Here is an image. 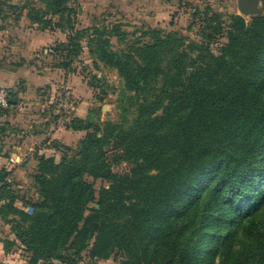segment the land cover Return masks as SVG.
Returning <instances> with one entry per match:
<instances>
[{
  "label": "trees",
  "instance_id": "obj_1",
  "mask_svg": "<svg viewBox=\"0 0 264 264\" xmlns=\"http://www.w3.org/2000/svg\"><path fill=\"white\" fill-rule=\"evenodd\" d=\"M81 1L0 0V32L24 19L63 33L55 68L69 73L86 52L122 84L118 120L101 121L99 107L69 118L66 129L82 137L75 146L50 142L58 160L36 152L27 188L0 170V221L14 236L1 241L4 253L17 248L27 264H77L83 253L118 264H264V15L246 22L198 9L191 40L175 30L129 32L119 21L78 26ZM0 70L14 77L0 88L15 99L0 107V154L46 145L55 105H18L33 102L28 87L44 89L21 72L47 73L3 58ZM99 83L93 75L87 84L102 101ZM122 164L127 171L115 172ZM96 181L106 185L96 190Z\"/></svg>",
  "mask_w": 264,
  "mask_h": 264
},
{
  "label": "rangeland",
  "instance_id": "obj_2",
  "mask_svg": "<svg viewBox=\"0 0 264 264\" xmlns=\"http://www.w3.org/2000/svg\"><path fill=\"white\" fill-rule=\"evenodd\" d=\"M79 7L80 14L79 20L77 21L78 26H87L93 23V20L99 24L102 22L106 24L119 21L124 25V29L129 32L141 27L159 28L165 31L175 30L182 36L191 40H197L199 17L196 15V11L198 9L203 12L205 8L209 7L213 12L241 16L246 22L252 17L264 15V3L259 4L256 15L244 16L238 11L236 0H82ZM90 17H93V19ZM6 27V32H1H4V35L2 36L0 34V57L5 51L4 47L12 37L10 31H13V35L25 34V36L29 38V41L35 37V32L33 29L31 30V26H28L26 21L16 25V23L10 20L7 22ZM54 37L56 39L54 42H50L51 44L48 43V46L46 45L47 47H40L36 51L42 69L45 72H51L48 77L49 79H51V76L56 77L57 74L61 72V70L54 67L57 63L59 54L55 55L53 50L58 42L63 41L64 35L56 34ZM224 42L225 39L223 37H218L211 45L213 53L218 54V48ZM111 43L115 50H119L122 47V45H119L114 39ZM19 51H22V53H24V51L25 53L30 52L28 48H25V50L19 49ZM69 73L71 74V78H77L75 91L70 94H64V89H61L59 83L57 84L56 81L52 83V81H50L51 85H48V91L46 92L47 95L53 96V105L62 101L68 107L71 106L73 108L78 106L80 100L86 99L89 103V108H100L98 115L101 121L118 120L117 100L122 90V84L115 70L102 65L95 70L92 67L91 60L88 59L87 53L84 52L74 61ZM93 75H96V77L100 79L99 84L101 89L106 93L102 101L96 99V95L100 93V89L94 92L93 89L88 87L87 83ZM13 78L14 77L10 74L2 73L0 70V86L11 84ZM99 95L102 94L100 93ZM54 114L58 116V128L64 130V124L71 115L63 113V111H58L56 107H54ZM62 144L66 145L65 143ZM59 151L60 150H57L56 153V157L58 158L60 157ZM47 155H50V153L47 152ZM127 169L128 166L122 164L116 166L114 171L117 173H124ZM104 185L106 184L101 181H96L94 187L98 190ZM27 195H31V191H29ZM0 238H2L0 242L4 240L3 237ZM8 254L9 256L16 257L20 264H27V256L19 249L13 248ZM119 261L120 257L112 256L107 260L91 262L87 259L86 253H83L82 260L78 261L77 264H118Z\"/></svg>",
  "mask_w": 264,
  "mask_h": 264
},
{
  "label": "crops",
  "instance_id": "obj_3",
  "mask_svg": "<svg viewBox=\"0 0 264 264\" xmlns=\"http://www.w3.org/2000/svg\"><path fill=\"white\" fill-rule=\"evenodd\" d=\"M79 14L76 17L77 21L79 20ZM90 18L93 19V17ZM25 21L26 20L24 19L21 20V22L23 23ZM28 26L31 25H29L28 23ZM32 29L35 32L34 33L35 37L30 41L29 38L25 36V34L13 35V31H10L12 37L10 38V41H8L7 43L8 45L6 44V46L4 47L5 51L4 53H2L0 59L1 58L5 59V62L7 64H10L12 62L20 63L21 61L24 63L25 61H28L32 65L42 68L40 66L39 58L36 55V51L38 50V48L47 47L48 43L51 44L50 42H54L56 40L54 37L56 34L64 35L63 41H65V34L60 32H47V31L40 32L36 29V26H31V30ZM4 32L3 33L0 32V34L3 36ZM25 48H28L30 52L25 53L24 51V53H22V51L21 52L19 51V49L25 50ZM46 73H47V77L42 78L39 75L35 76V74H32L28 70H23L21 72V78H24L26 81H28L29 85L32 84L34 86H43L44 89L36 93L35 91L32 90L31 87L30 88L28 87L25 90L26 92L25 96L30 97V99L32 98L33 102H21L18 105L20 112L28 110L33 104L46 103L49 105H53V101H52L53 96L47 95L46 92L48 91L47 90L48 85H51L50 81H52V83H54L55 81L57 84L59 83L61 89H64L63 91L65 92L64 94H70L71 92L75 91L77 78H73V77L71 78L70 73L61 71L58 74L56 73L57 74L56 77L51 76V79L48 78L51 72L50 73L46 72ZM11 83L13 84V80ZM88 110H89L88 101H86V99L84 100L82 99L79 101L78 106L73 107V110L70 111V113H68L69 115H71L69 118L77 117L80 119H85L88 114ZM39 119L40 120L38 122L40 124H43L44 122L47 121V118H39ZM66 123L67 122H65V124ZM65 124H64V130L58 128V122L56 123L55 126L50 128V131L47 136L49 137V140L47 144L44 146H41V144H36V143L35 144L33 143L31 145H25V147L15 146L9 150L6 156L0 154V170L5 168L9 171H12V174L15 180L19 183V185L24 189L27 188L30 183L29 176L33 172V169L36 165V162L34 160V154L36 152H38L39 154H43L46 157H54L56 160H58L59 158L56 157L57 150L54 147L50 146L49 144L50 142H54L58 144L65 143L67 146H75L82 137L83 133L67 130ZM47 152H49L50 155H47ZM15 205L18 208L30 212V208L25 207L22 202L17 201ZM0 237H3V239L14 240V236L10 232V227L8 225L3 224L1 221H0ZM0 264H20V262L17 261L16 257L11 255L9 256V254L4 253L3 245L1 242H0Z\"/></svg>",
  "mask_w": 264,
  "mask_h": 264
},
{
  "label": "water",
  "instance_id": "obj_4",
  "mask_svg": "<svg viewBox=\"0 0 264 264\" xmlns=\"http://www.w3.org/2000/svg\"><path fill=\"white\" fill-rule=\"evenodd\" d=\"M260 3H264V0H236L238 11L244 16H254L258 11ZM9 101L14 103V98H9Z\"/></svg>",
  "mask_w": 264,
  "mask_h": 264
},
{
  "label": "built area",
  "instance_id": "obj_5",
  "mask_svg": "<svg viewBox=\"0 0 264 264\" xmlns=\"http://www.w3.org/2000/svg\"><path fill=\"white\" fill-rule=\"evenodd\" d=\"M9 104V94L6 90L0 89V107L1 108H7ZM55 107L58 109V111H63V113H70V111L73 110L71 106H67L65 103L62 101H59L55 103ZM59 114V112H58ZM6 182H10V179H6ZM1 185V184H0Z\"/></svg>",
  "mask_w": 264,
  "mask_h": 264
}]
</instances>
